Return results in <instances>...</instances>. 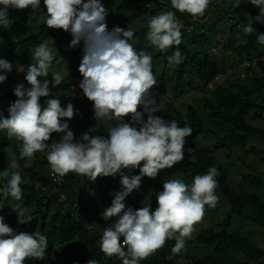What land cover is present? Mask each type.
I'll list each match as a JSON object with an SVG mask.
<instances>
[{
    "label": "clouds",
    "instance_id": "obj_1",
    "mask_svg": "<svg viewBox=\"0 0 264 264\" xmlns=\"http://www.w3.org/2000/svg\"><path fill=\"white\" fill-rule=\"evenodd\" d=\"M211 2L170 0L176 11H162L148 17L150 44L162 52L175 46L167 57L169 64L179 65L185 59L178 47L182 43V26L176 12L199 18ZM248 3L259 9L255 17L247 14L248 23L242 26L246 34H252L253 21L264 23V0H248ZM240 4V0H234L235 7ZM43 5L47 27L70 33L69 47L83 41V57L78 68L83 78L78 87L93 102L94 119L107 127V136L86 132L81 140L74 139L68 120L79 110L72 103L62 107L61 100L51 95L65 75L51 72L57 49L54 51L47 41L34 47L35 62L19 69L26 72L25 80L30 87L21 83L14 88L17 99L7 108V117L0 112V130H7L9 136L22 141L20 159L31 161L35 153L47 151V162L53 174L60 177L75 172L95 181L98 176H114L121 169L138 167L139 174L121 176L122 191L114 194L111 206L103 211L105 220L118 218L102 230L100 249L109 257L118 256L122 264H140L168 239L175 240L172 253H181L194 224L203 218L205 205L215 207L218 202L215 194L218 168L212 166L206 173L195 175L191 183L165 179L162 190L155 194L154 210L150 203L139 209L126 208V197L141 187L143 177L154 179L161 170L185 158V138L191 136L192 128L180 127L176 120L167 121L156 114L161 105L150 91L157 84L152 71L153 58L129 42L134 38L132 29L116 26L108 30V12L101 0H43ZM29 7L41 8V0H0V27L10 26V8ZM257 39L264 45V34H258ZM12 68L11 62L0 58V83L7 79ZM49 73L51 80L46 79ZM41 97L47 99L41 103ZM126 116H130L127 121ZM54 132L63 135L58 141L47 143ZM10 168H20L16 153H12ZM3 175L8 177L9 173L4 171ZM22 182L21 173L12 171L10 178L0 185V200L11 197L20 201ZM12 209L20 223L32 220L30 215L25 216V207L18 205ZM47 248L44 234L16 233L0 216V264H24L26 258L43 260ZM86 264H100V261L93 258Z\"/></svg>",
    "mask_w": 264,
    "mask_h": 264
},
{
    "label": "rangeland",
    "instance_id": "obj_2",
    "mask_svg": "<svg viewBox=\"0 0 264 264\" xmlns=\"http://www.w3.org/2000/svg\"><path fill=\"white\" fill-rule=\"evenodd\" d=\"M120 1L116 0L107 9L106 22L108 30L118 26L120 19L127 15L125 12L116 10V6ZM243 1L240 0V3ZM146 7V12L139 14L127 26V28L134 31V38L129 42L133 43L138 51L145 50L152 56V71L157 79V84L153 86V89L157 92L158 97L162 100H169L182 113H185L187 105L191 104L197 115L203 120L202 132L185 138V158L181 161H194L192 151L195 149L207 152L213 157L214 162L226 170V182L236 196L254 194V196L256 195L264 202V160L260 159V155L248 149L250 146L260 149L264 148V138L258 135L244 136V143L241 144L238 136L242 133L237 131L231 124L212 116L210 110L203 106L204 99L214 101L212 91L217 85L227 86L234 82H240L243 85L251 87L253 79L263 74L262 69L255 62L254 53L247 57L246 55H238L236 51L223 49V43L229 37V33L233 27L231 39H233L234 46L237 47V45L244 42L245 32L243 31V25L237 24L235 22L236 18L232 15V9L235 7L234 0H212L205 14L199 17V19L193 18L191 14L187 13V22H184L176 13L177 19L182 26L181 31L184 33L189 52H196L200 58L203 55H207L219 70V74L206 83L198 76L196 71L187 68L183 79L177 84V91L173 90L175 81L170 78V74L175 71L177 65L169 64L165 60L163 52L151 45L147 39L148 17L159 14L162 11L175 10L161 0L147 3ZM22 14V10L9 11L10 26L8 28L0 27V41L7 38L24 41V43H19L16 46H7L0 51V58L11 62L14 67L13 72L7 76V79L3 83H0V111L7 110L9 105L14 102L13 99L2 98L1 95L3 93L13 91L21 83L26 88L30 87L25 80L26 72L19 69L22 67L26 69L30 63L35 62L32 57V51L36 45L44 41H47L54 51L57 49L51 72L64 74L65 83L68 84L67 88L61 87L53 92L58 95H73L81 91L78 87L80 81L72 78L71 73H73V67L79 68L83 49H81V55L78 45L76 47H69L72 39L70 33L63 37L60 42H56V39L60 36L61 29L53 36L38 35L39 26L45 23L46 20V8L43 5V1L41 2V8L32 9L26 20H22ZM180 14L184 15L185 12ZM194 20H197L198 23L195 24ZM194 36L202 39V45L193 44L192 37ZM46 79H52L51 73H49ZM250 98L253 102L261 103L264 101V89L253 90ZM74 108L76 109V107ZM252 112L253 110L248 112L245 120L254 126L264 129V120L253 119L251 117ZM62 135L63 133H52L47 143H51L53 140L58 141ZM21 144L22 141L16 137L9 136L7 130H0V171H7L9 174L12 171H19L22 179L30 182L38 195L43 196L45 199H50V211L55 210L60 203H63V209H77V203L84 204L93 199L95 203L91 211L81 209L77 212V216L83 220L92 233L99 232L109 224L115 222L118 217L105 220L102 216L103 213L96 212L97 202L103 201V196L99 193L96 184L80 181L73 186L69 194H61L58 189L59 183L54 184L44 181V178H48V174L51 171L46 159L47 151L35 153V159L31 161H28L27 158L20 159ZM12 153L17 154L20 165L19 169L10 168ZM142 165L143 161L141 162ZM137 174H139L138 167L128 169V176ZM244 175L260 178L262 185L257 186L244 183L242 179ZM178 176L179 172L173 166L161 170L154 179L145 176L142 178L141 187L138 190H133L127 198L132 205H147L155 197L157 192L155 185L162 184L165 179H174ZM193 178L187 179L186 183H191ZM215 194L219 198L216 206L210 207L205 205L204 216L194 224V231L191 237L188 238L189 242L186 243V247L182 252L194 258L211 255L217 258H226L230 262L245 260V256L241 252L234 251L228 242L207 245L199 243L195 239L200 230L204 228L213 227L218 231L219 227L217 225L228 215V232L246 237L264 250V212L260 213L249 205L242 208H231L218 187L215 190ZM24 199L22 197L20 201H10L0 211V216L4 217L7 215L13 210L12 208L18 206ZM26 215H30L32 221L37 222V212L34 205L30 206ZM40 228L41 226L38 223L35 233L45 235L47 229L42 231ZM261 260L263 258L259 257L250 261ZM178 264H185V261L179 260Z\"/></svg>",
    "mask_w": 264,
    "mask_h": 264
},
{
    "label": "trees",
    "instance_id": "obj_3",
    "mask_svg": "<svg viewBox=\"0 0 264 264\" xmlns=\"http://www.w3.org/2000/svg\"><path fill=\"white\" fill-rule=\"evenodd\" d=\"M43 0H41L42 2ZM116 0H101L103 6L106 10L115 2ZM159 0H121L116 6L117 11L125 12L127 15L120 19L119 27L126 29L128 24L135 20L136 17L145 13L147 10L146 4L151 2H156ZM171 7L170 0H161ZM21 9L10 8L9 11H17ZM32 8L22 9V20H26L31 13ZM176 11V10H175ZM180 18L187 22V12L185 14H180L176 12ZM251 14L255 17L259 14V9L248 3V0H244L238 7L232 9V15L236 18V23L241 25H246L248 23L247 14ZM192 17V15H191ZM199 19V18H197ZM195 21V20H194ZM198 21H195L197 24ZM235 23V24H236ZM235 26V25H234ZM253 27L255 31L252 34H244V42L234 46L233 39V29L229 33V37L223 43V49L229 51H236L238 55H246L249 57L254 53L255 62L258 67L262 69V76L255 77L253 79V84L251 87L243 85L240 82H234L227 86L217 85L212 93L214 96V101L209 99H204V108L210 110L211 115L215 118L231 124L237 131L242 134L239 135V141L241 144L244 143V136L248 135H258L264 138V129L258 126H254L245 120V116L249 111L253 110L251 117L253 119H263L264 120V101L261 103L253 102L250 98L253 90L264 89V45L260 44L257 39L258 34H264V23H259L253 21ZM60 29L48 28L46 23H42L39 26L38 35L39 36H53ZM182 32V31H181ZM68 32L61 29L60 36L56 39V42L67 36ZM193 44L202 45V39L197 37H192ZM19 43H24L22 40L15 38H7L0 41V51L5 49L7 46H16ZM187 41L185 39L184 33L182 32V43L178 46L184 55L185 59L182 63L177 65L175 71L170 74V78L174 79L175 84L173 90L177 91V84L180 82L185 73L186 69L190 68L201 77L204 82L208 83L213 78L219 74L218 67L207 57L203 55L201 58L196 52L190 53L187 48ZM78 49L81 53L83 49V41L78 44ZM175 50V46L170 48L167 52H163L165 60L168 61L167 57L172 54ZM82 55V53H81ZM83 57V55H82ZM14 70L7 74H11ZM76 72V73H75ZM71 77L77 81L82 80V74L79 73L78 69L73 67V73ZM78 74V75H75ZM38 79H42L39 78ZM68 84L63 82L51 90V95L54 98L61 100L62 107L68 103H72L76 109L79 110V114H74V118L68 121L70 129L74 133V139L77 141L81 140V135L84 133H90L92 135H104L107 136L108 129L100 121L94 119L93 102L89 101L82 93L76 92L73 95L67 94H55L53 91L65 87ZM51 88V85H50ZM156 97L158 103L161 105L160 112L157 115L162 116L167 121L176 120L180 127L188 125L192 128L191 135H197L203 130V120L197 115L194 107L191 104L187 105L185 113H182L178 108H176L169 100H162L158 97L157 92L152 88L150 90ZM2 98L17 99L13 94V91L3 93ZM46 97H41V103L46 100ZM138 110H140L138 108ZM5 117H7V110H1ZM145 119L147 116L145 115ZM67 119V118H65ZM125 121L130 119V116L124 117ZM249 150L260 155V159L264 160V148H257L250 146ZM194 156V161L188 162H177L173 167L179 172V176L174 179H183L185 182L189 178H193L197 174H204L207 170L215 166L219 170V175L216 178L218 181V188L223 193L224 197L229 202L231 208H242L246 205L251 206L254 210L262 213L264 212V202L261 201L256 195H240L236 196L228 187L226 182L227 172L207 152H203L199 149L192 151ZM129 169V168H128ZM128 169H121L120 172L114 176H98L95 181H91L90 178L77 174L75 172L67 173L63 176V181L59 184V192L63 195L69 194L73 186L80 181L91 182L98 186L99 193L103 196L102 202H97V213H103V211L111 206V201L114 198L116 192L122 191V185L120 183V178L122 175H127ZM191 169V171H189ZM3 175V171H0V185L6 182L10 178ZM244 183H250L257 186L262 185L261 179L251 175H244L242 177ZM21 188L23 190V196L25 199L19 206L25 207L28 211L30 206L34 205L37 212V222L28 221L27 223H20L17 213L11 210L7 215L4 216V221L7 223L16 233L27 232L29 234H35L37 229V224L41 226L40 230L47 229L45 233L48 239V248L43 260H37L35 258H26L24 264H86L90 259L95 258L100 261V264H122L120 258L116 255L111 257L105 255L100 249V237L102 235V230L99 232L92 233L91 230L85 225L83 220L77 216V212L81 209L89 210L93 208L95 201L93 199L89 200L84 204L77 203V209H63V203L53 211H50V199H45L43 196L38 195L35 191L33 185L22 179ZM44 181L51 182L49 177H45ZM157 192L162 190V184L155 185ZM156 192V193H157ZM45 199V200H44ZM14 200L9 197L6 200H0V211L4 208L6 204ZM126 208L132 207L133 209H139L147 205H132L129 199H125ZM151 209L154 210L157 207L156 195L150 202ZM80 206V207H79ZM25 216L26 213H25ZM229 215L220 222L217 227L219 230L216 231L213 227L204 228L196 235V241L199 243H204L207 245L220 244L223 242H228L232 249L237 252H241L245 256V260L230 262L228 259L223 257H213L211 255H205L202 257L194 258L183 252L179 254L172 253V247L175 244V240H166L163 247L157 249L155 252L150 254L147 258L140 261V264H178L179 260L185 261V264H264V250L259 246L255 245L248 238L233 234L228 232L229 227ZM215 226V225H214ZM189 239H186V243ZM127 250V249H125ZM262 257L261 261L251 262L250 260Z\"/></svg>",
    "mask_w": 264,
    "mask_h": 264
},
{
    "label": "built area",
    "instance_id": "obj_4",
    "mask_svg": "<svg viewBox=\"0 0 264 264\" xmlns=\"http://www.w3.org/2000/svg\"><path fill=\"white\" fill-rule=\"evenodd\" d=\"M48 177L51 180V182L54 184H57V183L60 184L63 181V177L53 174L52 170L49 172Z\"/></svg>",
    "mask_w": 264,
    "mask_h": 264
}]
</instances>
